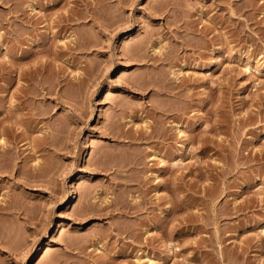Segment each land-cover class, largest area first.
Returning a JSON list of instances; mask_svg holds the SVG:
<instances>
[{
  "label": "rangeland",
  "instance_id": "rangeland-1",
  "mask_svg": "<svg viewBox=\"0 0 264 264\" xmlns=\"http://www.w3.org/2000/svg\"><path fill=\"white\" fill-rule=\"evenodd\" d=\"M263 231L264 0H0V264H264Z\"/></svg>",
  "mask_w": 264,
  "mask_h": 264
},
{
  "label": "bare ground",
  "instance_id": "bare-ground-1",
  "mask_svg": "<svg viewBox=\"0 0 264 264\" xmlns=\"http://www.w3.org/2000/svg\"><path fill=\"white\" fill-rule=\"evenodd\" d=\"M16 16V18L18 17V15H15ZM15 16H14V18H15ZM20 16V15H19ZM21 16H22V14H21ZM21 16L19 17V18H17V19H20L21 18ZM154 158V157H153ZM152 158V159H153ZM152 159H150V161L152 160ZM142 160L144 161V159L142 158ZM137 161V160H136ZM141 161V158L140 159H138V162H140ZM137 162V163H138ZM142 162V161H141ZM139 164V163H138ZM143 164V163H142ZM142 179V178H141ZM141 181H143V180H141ZM263 234H264V231L262 232Z\"/></svg>",
  "mask_w": 264,
  "mask_h": 264
}]
</instances>
